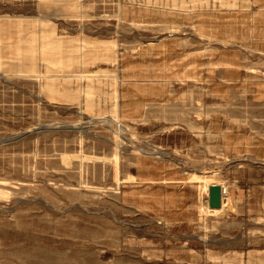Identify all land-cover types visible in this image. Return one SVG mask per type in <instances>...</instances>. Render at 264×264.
I'll return each mask as SVG.
<instances>
[{"label":"rangeland","instance_id":"374dc122","mask_svg":"<svg viewBox=\"0 0 264 264\" xmlns=\"http://www.w3.org/2000/svg\"><path fill=\"white\" fill-rule=\"evenodd\" d=\"M0 264H264V0H0Z\"/></svg>","mask_w":264,"mask_h":264},{"label":"water","instance_id":"95a60500","mask_svg":"<svg viewBox=\"0 0 264 264\" xmlns=\"http://www.w3.org/2000/svg\"><path fill=\"white\" fill-rule=\"evenodd\" d=\"M221 187L219 185H213L210 187V207L219 208L221 207Z\"/></svg>","mask_w":264,"mask_h":264},{"label":"bare ground","instance_id":"6f19581e","mask_svg":"<svg viewBox=\"0 0 264 264\" xmlns=\"http://www.w3.org/2000/svg\"><path fill=\"white\" fill-rule=\"evenodd\" d=\"M222 191V190H221ZM209 195H210V193H209ZM210 199V198H209Z\"/></svg>","mask_w":264,"mask_h":264}]
</instances>
